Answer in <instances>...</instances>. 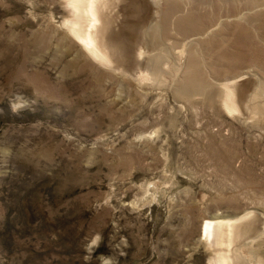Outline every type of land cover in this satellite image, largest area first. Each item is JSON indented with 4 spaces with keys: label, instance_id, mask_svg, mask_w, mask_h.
<instances>
[{
    "label": "rangeland",
    "instance_id": "374dc122",
    "mask_svg": "<svg viewBox=\"0 0 264 264\" xmlns=\"http://www.w3.org/2000/svg\"><path fill=\"white\" fill-rule=\"evenodd\" d=\"M154 2L107 0L123 72L0 0V264H264V0Z\"/></svg>",
    "mask_w": 264,
    "mask_h": 264
},
{
    "label": "bare ground",
    "instance_id": "6f19581e",
    "mask_svg": "<svg viewBox=\"0 0 264 264\" xmlns=\"http://www.w3.org/2000/svg\"><path fill=\"white\" fill-rule=\"evenodd\" d=\"M152 1L154 2V0ZM97 2H102V6ZM106 4L107 0H69V5L73 8L76 18L73 21L71 20L66 22V25L68 26L71 34L83 44L84 48L88 51L92 58L107 68L119 69L123 72H128L129 69L123 66L125 65L124 61H132V59H135V56L130 52L129 40H121V42H116L115 40L112 41L110 36L109 38L106 37V35H109L106 28L108 21V14L105 10ZM155 26L156 25L150 27V32L155 28ZM139 49L140 50L138 54H141L137 58H140L144 54V47L140 46ZM118 53L119 55H117ZM137 61L135 62L137 63ZM226 87V105L228 108H230V110L232 108L237 109V105L235 104L234 100V96L236 95L235 89H228V86ZM212 233V223L211 221H206L202 226V234H207L210 236ZM222 262L227 263L226 260H223Z\"/></svg>",
    "mask_w": 264,
    "mask_h": 264
}]
</instances>
